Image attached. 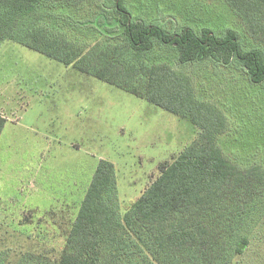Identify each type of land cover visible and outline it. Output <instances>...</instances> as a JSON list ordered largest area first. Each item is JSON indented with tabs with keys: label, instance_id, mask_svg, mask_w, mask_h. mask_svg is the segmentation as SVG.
<instances>
[{
	"label": "trees",
	"instance_id": "16d2710c",
	"mask_svg": "<svg viewBox=\"0 0 264 264\" xmlns=\"http://www.w3.org/2000/svg\"><path fill=\"white\" fill-rule=\"evenodd\" d=\"M223 1L264 41V0ZM5 40L185 117L198 129L190 144L159 164V175L123 212L114 164L99 159L62 248L26 251L12 264H231L246 251L264 213V163L232 159L219 143L227 127L220 106L199 98L187 73L144 56L160 46L181 66L238 63L259 84L263 48L245 49L233 28L218 34L147 22L125 0H0V43ZM5 122L0 114V135ZM8 261L9 252L0 251V264Z\"/></svg>",
	"mask_w": 264,
	"mask_h": 264
},
{
	"label": "rangeland",
	"instance_id": "374dc122",
	"mask_svg": "<svg viewBox=\"0 0 264 264\" xmlns=\"http://www.w3.org/2000/svg\"><path fill=\"white\" fill-rule=\"evenodd\" d=\"M125 3L147 22L218 34L233 28L245 49L264 50L223 0ZM146 55L190 75L197 96L220 106L227 127L219 143L232 159L264 163V82L252 84L238 63L181 66L160 46ZM0 114V251L9 252L7 264L26 251L62 248L99 159L114 164L123 212L159 175V164L198 134L185 117L9 40L0 43ZM250 235L231 264H264V213Z\"/></svg>",
	"mask_w": 264,
	"mask_h": 264
}]
</instances>
